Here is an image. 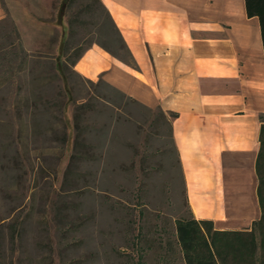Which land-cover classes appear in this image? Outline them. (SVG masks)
Returning <instances> with one entry per match:
<instances>
[{
	"label": "rangeland",
	"instance_id": "rangeland-1",
	"mask_svg": "<svg viewBox=\"0 0 264 264\" xmlns=\"http://www.w3.org/2000/svg\"><path fill=\"white\" fill-rule=\"evenodd\" d=\"M62 1L0 0V264H184L176 221L193 213L170 117L22 63L20 41L52 58L66 39L71 58L102 43L128 59L96 0H73L60 25Z\"/></svg>",
	"mask_w": 264,
	"mask_h": 264
},
{
	"label": "crops",
	"instance_id": "crops-1",
	"mask_svg": "<svg viewBox=\"0 0 264 264\" xmlns=\"http://www.w3.org/2000/svg\"><path fill=\"white\" fill-rule=\"evenodd\" d=\"M131 67L94 44L75 66L151 109L177 114L172 135L197 220L249 231L260 218L256 160L264 45L245 0H101ZM244 180V188L237 182ZM239 188V189H238ZM240 199V200H238Z\"/></svg>",
	"mask_w": 264,
	"mask_h": 264
},
{
	"label": "trees",
	"instance_id": "trees-1",
	"mask_svg": "<svg viewBox=\"0 0 264 264\" xmlns=\"http://www.w3.org/2000/svg\"><path fill=\"white\" fill-rule=\"evenodd\" d=\"M72 1L73 0L62 1L60 25H62V22L64 21L63 16ZM96 1L106 13V24L109 26L110 32L113 33V37L117 39L119 45L121 46V50L126 52L128 59L122 58L118 53L111 50V48L107 47L105 44H94L100 46L113 57L122 60L127 65L136 67L133 56L126 45L121 32L118 30L113 19H111V15L101 0ZM245 1L248 16L257 17L260 21L263 38L262 41L264 45V0ZM73 24L74 19L69 18V34L72 32L71 30ZM68 41V39L64 40L59 55L52 58L51 56L42 54L30 55L24 50L20 41L18 43V48H20V52L23 56L22 63L27 64L28 61L36 60L37 64L44 67L46 65H50L56 71L55 78H61L66 71L78 74L75 70V66L78 61H80L86 49L81 52L79 51L71 58L68 51L74 48L68 47ZM66 53L69 56H67ZM6 58L7 56L5 55L3 59ZM100 81H102V79H100ZM161 116L164 118L169 116L171 119V138L178 156V150L175 146L172 135L173 121L177 118V114L165 113L161 110ZM261 120L262 125L259 135L260 149L256 160V174L258 178L257 195L261 210L260 218L254 222L252 229L249 231H220L215 228L214 222L209 220H197L194 216L177 220L175 227L176 242L180 250V258L184 264H264V116L261 117ZM78 143L79 140L77 138L75 146H77ZM178 160L181 167L179 156Z\"/></svg>",
	"mask_w": 264,
	"mask_h": 264
}]
</instances>
